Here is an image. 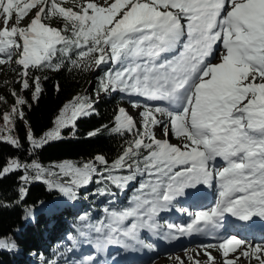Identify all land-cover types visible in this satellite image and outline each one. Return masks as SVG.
I'll list each match as a JSON object with an SVG mask.
<instances>
[{
	"label": "snow or ice",
	"instance_id": "snow-or-ice-1",
	"mask_svg": "<svg viewBox=\"0 0 264 264\" xmlns=\"http://www.w3.org/2000/svg\"><path fill=\"white\" fill-rule=\"evenodd\" d=\"M62 2L0 0V56L6 57L0 64L11 61L14 53L18 55L15 62L24 69L20 73L22 87L28 89L30 68L59 70L65 59L72 66L83 65V70L92 63L98 68L111 62L114 67L100 78L96 94L119 91L143 97L130 101L144 109L141 127L137 128L126 109L120 107L114 117L115 127L109 131L120 135L127 131L134 139L111 164L103 155L95 156L94 162L64 161L49 168L35 160L28 164L10 159L0 170V178L23 169L25 174L20 179L24 185L30 179L43 180L49 190L74 201L93 175L100 178L97 183L110 181L122 191L137 175L150 177L140 185L132 207L111 212L116 224L131 218L129 226L108 232L102 219L94 228L97 249L119 243L120 237L134 240L138 228L153 227L138 225L137 218L151 219L157 204L166 206L186 188L210 186L213 180L218 187L215 204L196 212L187 226L168 224L169 229L176 227L180 235L209 234L223 225L225 214L245 221L253 216L264 219V0H68L70 7L62 6ZM52 17L62 18L63 27L45 22ZM25 19L29 22L20 26ZM75 50L78 59H71L69 53ZM89 57L90 62L85 59ZM34 84L36 100L42 91L41 77L37 76ZM11 94L16 97L15 91ZM156 101L164 103H148ZM94 103L86 94L77 95L64 105L53 128L39 139L29 128L27 139L33 149L29 155L62 139L63 129L71 127L75 135L76 121L92 115ZM24 104L26 101L18 98L12 109L21 120L25 114L20 106ZM12 114H4L6 125L13 123ZM156 114L167 120L157 119ZM156 126H162L165 136L171 130L181 137V145L157 139L153 132ZM0 141L20 146L11 135L0 136ZM218 158L222 166L217 164ZM30 168L35 169L31 178L27 172ZM120 171L129 174H115ZM100 191L103 194V189ZM19 192L23 200L27 188L21 186ZM25 211L24 219H34V210ZM15 247L14 242L0 239V249ZM207 248L221 250L225 264H235L234 259H227L230 253H238L235 260L254 258L264 264V244H253L236 235ZM207 248L204 255L210 264H216ZM94 255L87 258L88 264Z\"/></svg>",
	"mask_w": 264,
	"mask_h": 264
},
{
	"label": "trees",
	"instance_id": "trees-1",
	"mask_svg": "<svg viewBox=\"0 0 264 264\" xmlns=\"http://www.w3.org/2000/svg\"><path fill=\"white\" fill-rule=\"evenodd\" d=\"M62 6L72 5L68 0H63ZM45 22L57 28H62L64 24L63 19L59 17H52ZM77 51L69 53L71 59H78ZM17 59L16 55L14 61ZM85 59L89 62L92 60L91 57ZM1 67L12 72L24 71L18 64L3 63L0 64V69ZM111 67H114L112 63L102 64L98 68L92 63L88 70H83V65L75 67L71 65L70 60L65 59L59 70L30 68V87L22 90V99L26 104L20 106L25 114L24 119L13 115V131L20 146L0 141V170L10 159H18L21 163L28 164L35 160L44 168H49L64 161L77 164L94 162L97 155H103L111 164L121 155L127 147V142L134 137L127 131L120 135L110 132L109 129L115 127L114 117L118 109L123 107L125 97L117 91L107 94L100 92L99 100H93V95L99 88L100 78ZM37 76L41 77L42 91L38 99L34 100V80ZM85 94L95 101V112L76 121L75 135H72L71 127L63 129L62 139L53 140L35 150L33 155H29L33 152L27 139L29 128L35 139L41 138L53 128V122L64 105L77 95ZM12 99L14 100L13 96ZM97 129H100L97 135H88ZM27 172L30 178L35 175L34 168L28 169ZM120 172L123 175L129 174L128 171ZM24 174L25 170L21 169L0 178V205H8L0 207V239L14 242L16 246L12 250L0 249V264H68L64 259L70 255L65 248L68 238L82 243L84 238L96 236L94 228L102 219L106 221L107 212L132 207V202L141 192L140 185L151 179L147 175H137L128 183L126 190L122 191L110 181L97 183L100 178L93 175L92 181L79 189L78 199L73 201L57 190H49L43 180L30 179L28 184L24 185L20 179ZM21 186L27 188L23 200H20ZM53 199L58 201V207L47 208L45 204ZM26 209L34 210V219H24ZM79 209L81 210L78 212ZM81 216H84L83 220L79 219ZM80 230L87 232V236L80 235Z\"/></svg>",
	"mask_w": 264,
	"mask_h": 264
},
{
	"label": "rangeland",
	"instance_id": "rangeland-1",
	"mask_svg": "<svg viewBox=\"0 0 264 264\" xmlns=\"http://www.w3.org/2000/svg\"><path fill=\"white\" fill-rule=\"evenodd\" d=\"M97 2L103 3V0H97ZM29 21L27 19L21 21V25L20 26H26V24ZM50 26H54L55 25H51ZM15 56L16 54L14 53L13 58L11 61L9 62H5V63H11L12 65H15L16 62L15 60ZM18 56V55H17ZM0 59H5L6 57L0 56ZM213 62H216L215 60ZM4 63V64H5ZM108 64H111L108 63ZM113 68V67H111ZM96 69V68H95ZM0 136H8L11 135L13 138H15V131H13V129H15V124H14V117L12 114V109L13 106L16 103V99H22V95H23V87H22V79L23 77L20 76V72L18 73V71L12 72L9 70H5V68L3 69V67H1L0 69ZM19 81V82H18ZM30 85V84H29ZM15 91L16 93V97H14V100L12 99V92ZM119 92V91H117ZM121 93V92H119ZM126 101L123 104V108L126 109V112L128 113V115H130L133 120L136 122V127L140 128L141 127V121L143 119L142 116H140V113L144 111L143 107H134L133 104L130 101H134V100H142V97H137V96H128L124 93H121ZM100 94L99 96H97V94L95 93V95H93V100H99ZM5 113H9L12 114L13 117V123L11 125H6L3 116ZM157 119H161V120H167V117L165 116H161L160 114H156ZM171 126L169 125V128ZM9 128H11V131L9 132ZM153 132L155 133V136L157 139H167L169 141V143L172 144H176V145H181L182 143V138L181 137H175L176 139H172V135H174L171 130L169 131L168 136H165L163 133V128L162 126H156L153 127ZM63 136V133H62ZM17 138V137H16ZM118 175H123L121 174V172L115 173ZM126 176V175H125ZM187 189V188H186ZM185 189V191H186ZM149 199H151V197H147ZM47 208H50V206H54V207H58V201L56 199H53L49 202H47L46 204ZM160 206L159 204L156 205ZM163 208H165L166 206H161ZM175 207V206H172ZM172 207L170 209H172ZM81 209L77 210L78 212ZM161 210V209H159ZM165 211L168 209H164ZM147 212H150V209H146ZM158 211V210H157ZM111 211L107 212V219L106 221H104V227L105 230L108 232H111L112 228H117V227H127L132 223V219H128L125 221H121L119 224H116L114 222V218L111 217ZM156 213V212H155ZM167 214L170 216V210L167 213H162L160 216L164 219L167 218ZM171 217V216H170ZM173 218V217H171ZM109 221H113L111 224V228L108 227ZM168 224H172L173 225V220L170 219L169 217L167 218ZM136 223L139 225L138 223V218L136 219ZM128 224V225H127ZM160 228H163L165 231V228L163 227V224L161 225ZM146 243L145 242H141L135 245V249H145L146 253V257H148V253L149 252H153L156 253L154 255V257L152 256L151 258H147V259H143L139 262L136 263H132V264H179L180 260H182L184 262V264H193L194 261H198L196 257H198V255L200 254H204L205 249H198L200 247V245L196 244L195 242H190L186 245H184L182 248L179 249H173L170 251H163L164 249H169V247L164 248V245H166V241H168L167 237H158L153 235L151 236H146L145 238ZM246 241H251V238H246ZM69 242L72 243V239L70 238L68 240ZM253 244H259V243H253ZM262 244H264V242H262ZM66 247H70L69 244H65V248ZM73 247V246H72ZM162 250V251H160ZM208 252H211V254L216 258V264H224L225 263V258L222 256L221 254V250H219L218 248H208L207 249ZM171 254L170 256H164L166 254ZM78 254V250L75 249L72 254L70 256H67V259H65V261L67 260V262H72L73 264H78V261L81 260V256H77ZM238 255V253H230L229 256L227 257V259H234L235 256ZM162 256V257H161ZM206 256V255H205ZM164 257H167L166 259H164ZM188 257H192L191 260L188 259ZM179 258V259H178ZM245 261L243 264H258L257 261H255V259H251L249 260L248 258H244ZM96 264H100L101 262L103 263V260L98 258L95 259ZM105 264V263H104ZM200 264V263H199Z\"/></svg>",
	"mask_w": 264,
	"mask_h": 264
},
{
	"label": "bare ground",
	"instance_id": "bare-ground-1",
	"mask_svg": "<svg viewBox=\"0 0 264 264\" xmlns=\"http://www.w3.org/2000/svg\"><path fill=\"white\" fill-rule=\"evenodd\" d=\"M188 189V188H187ZM186 189V190H187ZM208 191H209V189H208ZM205 199L203 198L202 199V201H203V203H204V205H205V207H207L208 206V209L209 208H211V207H209V205H208V202L205 200ZM190 201H191V203H193V202H195L196 200H193V199H190ZM140 224V223H139ZM146 238V237H145ZM170 248H172V247H170ZM180 248V247H179ZM133 249L134 250H136L135 249V246L133 247ZM178 249V248H177ZM138 251V250H137ZM141 251V250H140ZM170 256L171 254L169 253V254H166V255H164V256ZM162 257V256H161ZM236 257V256H235ZM167 257H164V259H166ZM197 258V260L199 261V263L200 264H210V262L208 261V259H207V257L204 255V254H200V255H198V257H196ZM234 261H235V264H243L244 263V261H245V259L244 258H241V259H239V260H235V258H234ZM225 264V263H224Z\"/></svg>",
	"mask_w": 264,
	"mask_h": 264
}]
</instances>
